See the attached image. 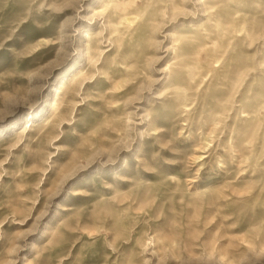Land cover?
Instances as JSON below:
<instances>
[{
	"label": "rangeland",
	"instance_id": "obj_1",
	"mask_svg": "<svg viewBox=\"0 0 264 264\" xmlns=\"http://www.w3.org/2000/svg\"><path fill=\"white\" fill-rule=\"evenodd\" d=\"M0 264H264V0H0Z\"/></svg>",
	"mask_w": 264,
	"mask_h": 264
}]
</instances>
